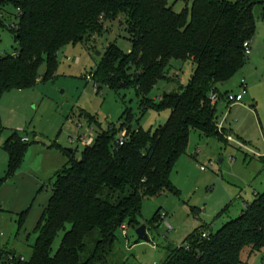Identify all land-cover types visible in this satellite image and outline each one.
<instances>
[{
    "label": "trees",
    "instance_id": "1",
    "mask_svg": "<svg viewBox=\"0 0 264 264\" xmlns=\"http://www.w3.org/2000/svg\"><path fill=\"white\" fill-rule=\"evenodd\" d=\"M177 1H12L18 10V24L10 28L16 49L0 56V97L53 78L64 47L99 36L106 22L118 20L131 50L125 54L109 44L92 74L94 86L116 92L133 88L141 108L170 114L164 125L145 132L125 128L131 116L125 111V120L100 130L79 159L65 151L66 163L53 176L51 195L35 227L30 258L13 256L7 264H117L118 230L140 227L144 199L176 193L169 176L187 149L190 132L225 138L209 96H218L216 85L228 82L244 66L243 43L255 34L256 8L264 19V0H190L189 8L179 13L172 7ZM173 60L192 62L191 77L153 103L149 94L159 81L167 80ZM42 65L45 72L40 77ZM123 130L128 139L115 149V138ZM28 144L17 136L7 140V175L0 185L15 174ZM27 214L28 210L18 216V227ZM158 216L156 212L155 221ZM244 252L248 257L262 253L264 264V193L255 195L236 219L215 233H194L182 246L169 248L162 264H242Z\"/></svg>",
    "mask_w": 264,
    "mask_h": 264
},
{
    "label": "rangeland",
    "instance_id": "2",
    "mask_svg": "<svg viewBox=\"0 0 264 264\" xmlns=\"http://www.w3.org/2000/svg\"><path fill=\"white\" fill-rule=\"evenodd\" d=\"M12 1L0 0V56L11 55L16 49L10 28L18 24V18ZM186 5L189 8L190 0H178L172 7L179 13ZM254 16L251 54L218 89L216 121L225 138L222 141L190 132L187 149L169 176L176 193L143 200L138 223L146 227L148 242L138 240L135 228L118 230L117 264H162L169 248L182 246L194 233H215L236 219L255 195L264 193V19L259 17L258 8ZM118 23L106 22L99 36L64 47L57 56L53 78L0 97V181L7 175V140L17 136L29 143L15 174L0 185V251L5 253L0 264H7L8 255L30 258L37 238L35 227L51 195L53 176L66 163L64 152L72 150L79 159L84 148L70 140L79 135L95 137L109 125L118 126L125 120V111L131 115L125 128L145 132H154L169 117L168 110L141 108L133 88L116 92L97 88L86 79L109 44L125 54L130 52L128 35ZM193 69L190 61H171L167 80L156 84L150 100L157 103L163 93L186 85ZM44 72L42 65L39 76ZM243 91L240 103L226 102L228 95ZM88 117L95 121L90 123ZM27 210L25 223L18 227V216ZM61 237L57 236L54 251ZM241 259L242 264H263L262 253L248 257L244 252Z\"/></svg>",
    "mask_w": 264,
    "mask_h": 264
},
{
    "label": "built area",
    "instance_id": "3",
    "mask_svg": "<svg viewBox=\"0 0 264 264\" xmlns=\"http://www.w3.org/2000/svg\"><path fill=\"white\" fill-rule=\"evenodd\" d=\"M243 52H244L245 58L248 59L249 56H250V54H251V47H250V42L249 41H245L243 43ZM86 79L88 81H92V74L86 76ZM244 94H245V91H243L241 94H238V95H235V96L228 95L226 97V102L228 104L240 103L242 101V98H243V95ZM217 100H218V96H217L216 93H212L209 96V101H210L211 105H215L216 106ZM127 139H128V133H127L126 130H123L118 136H116L115 142H114V146H115L114 148L117 149V148L123 146L124 143L127 141ZM21 140L24 143H27L28 142V139H21ZM94 141H95V137H92V136H82V135H79L75 140H70V142L72 144H79V145L84 146V147H89V146L93 145ZM201 170H204V168H201ZM122 229L125 230L126 227L123 226ZM168 231H171V228L170 227H168ZM202 237L205 238L206 237V234H203ZM6 260L7 261H12L13 260V256L8 255L6 257Z\"/></svg>",
    "mask_w": 264,
    "mask_h": 264
},
{
    "label": "water",
    "instance_id": "4",
    "mask_svg": "<svg viewBox=\"0 0 264 264\" xmlns=\"http://www.w3.org/2000/svg\"><path fill=\"white\" fill-rule=\"evenodd\" d=\"M220 85H216V89H219ZM72 150H69V152H71ZM135 234L138 238L139 241H143V242H148V237L146 235V227L145 226H140L136 229ZM3 259V252L0 251V263Z\"/></svg>",
    "mask_w": 264,
    "mask_h": 264
},
{
    "label": "crops",
    "instance_id": "5",
    "mask_svg": "<svg viewBox=\"0 0 264 264\" xmlns=\"http://www.w3.org/2000/svg\"><path fill=\"white\" fill-rule=\"evenodd\" d=\"M242 100H243V98H242ZM3 210H1V212H2Z\"/></svg>",
    "mask_w": 264,
    "mask_h": 264
}]
</instances>
